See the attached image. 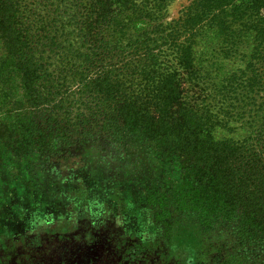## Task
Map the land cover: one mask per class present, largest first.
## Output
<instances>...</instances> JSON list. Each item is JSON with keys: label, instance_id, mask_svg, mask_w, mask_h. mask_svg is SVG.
Wrapping results in <instances>:
<instances>
[{"label": "trees", "instance_id": "1", "mask_svg": "<svg viewBox=\"0 0 264 264\" xmlns=\"http://www.w3.org/2000/svg\"><path fill=\"white\" fill-rule=\"evenodd\" d=\"M167 1L0 0V169L147 144L167 170L143 201L155 222L227 233L224 264H264V0L169 20ZM205 35L243 65L206 73Z\"/></svg>", "mask_w": 264, "mask_h": 264}, {"label": "rangeland", "instance_id": "2", "mask_svg": "<svg viewBox=\"0 0 264 264\" xmlns=\"http://www.w3.org/2000/svg\"><path fill=\"white\" fill-rule=\"evenodd\" d=\"M188 2L168 0V20ZM198 47L211 75L246 59L226 56L210 35ZM165 171L144 143L130 153L94 143L56 166L12 159L0 169V264H224L227 233H167L155 222L143 201Z\"/></svg>", "mask_w": 264, "mask_h": 264}]
</instances>
